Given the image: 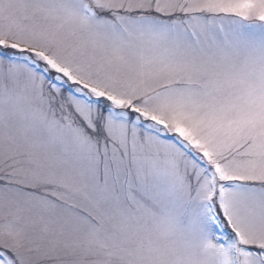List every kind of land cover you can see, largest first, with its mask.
I'll return each instance as SVG.
<instances>
[{"label":"snow or ice","instance_id":"obj_1","mask_svg":"<svg viewBox=\"0 0 264 264\" xmlns=\"http://www.w3.org/2000/svg\"><path fill=\"white\" fill-rule=\"evenodd\" d=\"M0 264H264V0H0Z\"/></svg>","mask_w":264,"mask_h":264}]
</instances>
